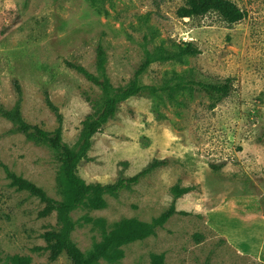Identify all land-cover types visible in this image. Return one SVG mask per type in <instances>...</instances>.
Instances as JSON below:
<instances>
[{
    "label": "rangeland",
    "instance_id": "obj_1",
    "mask_svg": "<svg viewBox=\"0 0 264 264\" xmlns=\"http://www.w3.org/2000/svg\"><path fill=\"white\" fill-rule=\"evenodd\" d=\"M233 1L247 13L234 24L215 11L181 18L184 0H0V111L14 106L18 81L24 118L55 130L50 99L63 114L70 147L101 96L73 64L98 74L97 50L103 47L118 87L134 77L148 52L174 53L187 41L202 51L152 62L141 82L159 93L120 103L93 136L90 160L78 166L85 181L111 183L160 161L137 184L106 195V207L73 212L78 224L72 238L86 254L116 221L151 222L176 208L155 234L121 245L119 259L103 257L97 264H151L152 253H164L165 264H260L220 231L236 234L229 207L264 214V0ZM228 78V95L205 87ZM5 167L61 199L57 151L29 140L0 115V264H15L14 255L30 264H74L65 253L51 261L49 251L39 249L46 245L43 233L57 225L56 212L40 216L44 204L19 190ZM176 186L188 191L176 196Z\"/></svg>",
    "mask_w": 264,
    "mask_h": 264
},
{
    "label": "trees",
    "instance_id": "obj_2",
    "mask_svg": "<svg viewBox=\"0 0 264 264\" xmlns=\"http://www.w3.org/2000/svg\"><path fill=\"white\" fill-rule=\"evenodd\" d=\"M185 3L178 10L181 18H192L202 16L211 11L217 12L228 24H234L246 17L245 10L241 9L233 0H184ZM201 49L191 41L183 43L177 52L161 55H153L148 52L145 62L139 67L134 77L124 86L116 87L107 71V55L103 47L97 50V71L94 74L82 65L73 66L83 73L89 80L95 82L101 89L99 99L93 101V112L82 121L79 138L73 147H70L63 139V114L55 107L50 99H47L49 107L55 112L58 126L55 130H47L38 124L29 123L23 116L22 105L24 92L21 84L15 81L17 98L11 109H3L0 115L11 120L17 129L26 137L36 143H45L57 151L62 162L58 173L57 183L61 199H55L34 182L18 176L5 167L9 178L19 190H26L31 195L37 196L44 204L39 211L40 216H48L56 212L57 225L47 229L43 233L46 242L44 249L49 251V259L57 260L62 254H66L74 264H97L103 257L110 260L119 259L123 252L119 247L125 243L135 240H143L156 233L157 229L176 213L172 205L161 216L151 222L139 219H121L113 223L112 229L106 233L105 240L97 244L88 254L80 249L73 240L72 233L76 229L78 221L73 218V212L85 206L90 209H102L107 205L106 195L116 196L123 189L137 184L140 178L156 168L160 161L154 160L144 169L129 177H119L115 182L100 183L87 182L78 174V166L81 162L90 160L88 150L93 136L102 131L104 126L112 119L118 111L119 104L123 101L140 94L157 95L160 91L155 85L143 84L141 74L154 61L161 59H174L186 55H198ZM182 85H176L180 87ZM205 87L211 91H222L228 95L231 88V80L226 79L225 84L207 83ZM217 166V165H215ZM176 196L188 191V188H173ZM187 213V212H184ZM101 218L99 222H103ZM11 260L15 264H30V259L14 255ZM151 264H165L164 253H152ZM210 264V263H208Z\"/></svg>",
    "mask_w": 264,
    "mask_h": 264
},
{
    "label": "crops",
    "instance_id": "obj_3",
    "mask_svg": "<svg viewBox=\"0 0 264 264\" xmlns=\"http://www.w3.org/2000/svg\"><path fill=\"white\" fill-rule=\"evenodd\" d=\"M227 215L236 218V234L231 236L226 229H220L225 238L246 256L264 264V214L260 210L243 207L227 208Z\"/></svg>",
    "mask_w": 264,
    "mask_h": 264
}]
</instances>
